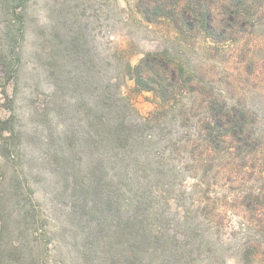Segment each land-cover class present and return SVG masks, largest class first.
I'll list each match as a JSON object with an SVG mask.
<instances>
[{"label": "trees", "instance_id": "16d2710c", "mask_svg": "<svg viewBox=\"0 0 264 264\" xmlns=\"http://www.w3.org/2000/svg\"><path fill=\"white\" fill-rule=\"evenodd\" d=\"M261 6L264 0L138 4L150 22L163 18L183 37L186 31H202L217 45L238 42L235 34L246 13ZM242 57L245 61L248 56ZM127 71L136 92L152 93L163 111L147 117L123 111L120 120L109 125L117 131L90 136L85 166L64 151L43 158L50 192L41 198L36 183L28 179L1 182L0 264H217L216 254L200 240L206 230L199 218H218L220 224L226 216L227 208L213 200L220 174L225 173V184L231 185L239 169L255 173L258 166L261 188L240 198L256 219L258 238L242 246L241 257L247 264H264V147L254 130L255 113L244 101L217 93L215 78L191 70L170 49L147 54ZM185 94H195L204 113L192 142L178 149L184 138L172 136L164 110ZM107 96L113 97L110 90ZM117 107L124 109L118 99ZM248 155H254L256 164L246 162ZM183 158L194 175L190 191L183 185ZM167 197L179 202L178 216L171 218L166 204L154 206V198ZM188 197L207 202L195 210L185 204Z\"/></svg>", "mask_w": 264, "mask_h": 264}, {"label": "rangeland", "instance_id": "374dc122", "mask_svg": "<svg viewBox=\"0 0 264 264\" xmlns=\"http://www.w3.org/2000/svg\"><path fill=\"white\" fill-rule=\"evenodd\" d=\"M138 4L139 0H0V183L28 179L36 183L41 198L50 192L43 158L64 151L85 166L90 136L117 131L109 125L118 122L123 111L133 117L163 111L152 93L136 92L127 68L165 49L191 70L215 78L217 93L244 101L255 113L254 130L264 147V6L246 13L235 34L238 42L217 45L202 31H186L183 37L163 18L150 22ZM242 53L248 56L245 61ZM117 99L124 109L117 107ZM197 99L185 94L164 110L172 136L184 138L178 149H186L198 131L204 111ZM184 161L182 180L190 191L194 175ZM246 162L256 164L254 155ZM257 170L239 169L231 185L225 184L226 174H220L213 200L227 208L223 222L199 211L206 230L200 240L216 254L217 264H247L241 249L258 238V225L240 198L261 188ZM184 201L195 210L207 202L202 197ZM178 203L171 197L153 200L155 207L166 204L171 218L178 216Z\"/></svg>", "mask_w": 264, "mask_h": 264}]
</instances>
